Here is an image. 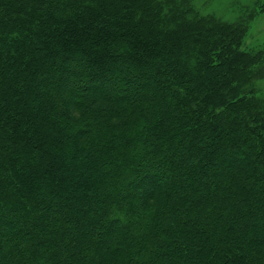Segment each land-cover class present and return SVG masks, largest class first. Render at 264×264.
Masks as SVG:
<instances>
[{
    "label": "trees",
    "instance_id": "obj_1",
    "mask_svg": "<svg viewBox=\"0 0 264 264\" xmlns=\"http://www.w3.org/2000/svg\"><path fill=\"white\" fill-rule=\"evenodd\" d=\"M196 0H0V264H264V49Z\"/></svg>",
    "mask_w": 264,
    "mask_h": 264
},
{
    "label": "rangeland",
    "instance_id": "obj_2",
    "mask_svg": "<svg viewBox=\"0 0 264 264\" xmlns=\"http://www.w3.org/2000/svg\"><path fill=\"white\" fill-rule=\"evenodd\" d=\"M195 4L201 12L228 22L254 15L245 46L254 51L264 49V0H196ZM254 87L256 94L264 99V78L254 82Z\"/></svg>",
    "mask_w": 264,
    "mask_h": 264
}]
</instances>
